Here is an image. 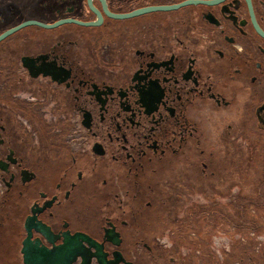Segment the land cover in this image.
I'll use <instances>...</instances> for the list:
<instances>
[{
	"label": "flooded vegetation",
	"instance_id": "1",
	"mask_svg": "<svg viewBox=\"0 0 264 264\" xmlns=\"http://www.w3.org/2000/svg\"><path fill=\"white\" fill-rule=\"evenodd\" d=\"M182 1L0 0V35L80 21L0 40V264H214L176 201L191 188L155 182L207 180L221 138H264V0L119 17ZM241 250L218 263L264 264Z\"/></svg>",
	"mask_w": 264,
	"mask_h": 264
},
{
	"label": "rangeland",
	"instance_id": "2",
	"mask_svg": "<svg viewBox=\"0 0 264 264\" xmlns=\"http://www.w3.org/2000/svg\"><path fill=\"white\" fill-rule=\"evenodd\" d=\"M220 142L213 164L214 176L196 182H176L178 176L167 173L159 174L155 183L161 185L164 193L173 196V199L183 193V186L191 188L185 194L191 195L193 200L184 202L180 198L176 201L189 205L196 212L198 238L208 240L212 236L215 245L209 249L203 239L202 247L203 253H211L214 264H219L223 250L230 247H235L236 255L242 253L241 249H251L264 258V138L239 141L223 137ZM210 202L208 209L205 206ZM205 210H211L212 215L213 231L208 235L204 234L207 219L198 214ZM236 255L231 258H236Z\"/></svg>",
	"mask_w": 264,
	"mask_h": 264
},
{
	"label": "water",
	"instance_id": "3",
	"mask_svg": "<svg viewBox=\"0 0 264 264\" xmlns=\"http://www.w3.org/2000/svg\"><path fill=\"white\" fill-rule=\"evenodd\" d=\"M197 1L196 0H184L180 3H177L175 5H171V6H160V7H147V8H144L142 10H138V11H135L133 13H130V14H124V15H120L119 17H128V16H131V15H135L137 13H140V12H148V11H152V10H157V9H171V8H179V7H182V6H185V5H188V4H191V3H196ZM64 22H76L78 24H80V21H76V20H72V19H65V20H60L58 22H56L55 24L53 25H46V24H41L39 22H35V21H27V22H24L20 25H17L15 27H12L8 30H6L4 33H2L0 35V40L3 39L4 37H6L7 35L15 32L16 30L22 28L23 26H26L28 24H32V23H37V24H40L44 27H54L56 25H59L61 23H64ZM260 33L264 36V33L260 30Z\"/></svg>",
	"mask_w": 264,
	"mask_h": 264
},
{
	"label": "built area",
	"instance_id": "4",
	"mask_svg": "<svg viewBox=\"0 0 264 264\" xmlns=\"http://www.w3.org/2000/svg\"><path fill=\"white\" fill-rule=\"evenodd\" d=\"M216 242H218V241L216 240Z\"/></svg>",
	"mask_w": 264,
	"mask_h": 264
}]
</instances>
